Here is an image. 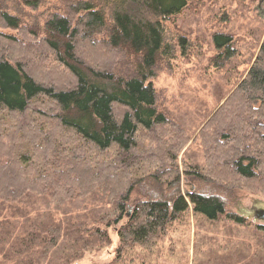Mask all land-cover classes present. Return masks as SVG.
I'll list each match as a JSON object with an SVG mask.
<instances>
[{"label":"trees","instance_id":"16d2710c","mask_svg":"<svg viewBox=\"0 0 264 264\" xmlns=\"http://www.w3.org/2000/svg\"><path fill=\"white\" fill-rule=\"evenodd\" d=\"M39 1L24 3L36 8ZM188 5L189 0L80 1L72 9L81 13L75 23L74 17L55 14L43 26L34 23L26 28L20 16L10 13L0 3L1 26L28 32L32 40L3 33L0 37L9 44L26 41L43 46L57 64L51 69L59 66L63 77L73 80L67 87H60L58 79L42 82L27 70L22 60L13 59L16 53H8L4 46L0 48V264H41L39 257H45L69 235L64 223L45 217L46 212L36 206L39 199L49 196L58 205L53 207L63 210L71 207L62 206L68 201L80 197L84 202L104 185L105 198L112 202L114 210L125 211L124 202L135 189L133 183L125 194L115 195L121 203L111 198L122 186L118 178L133 165V153L140 147L138 133L169 122L158 110L157 92L150 81L156 76L159 61L170 53L169 46L164 44L161 20L179 15ZM102 30L106 32L105 45L134 58V74L126 78L118 76L98 69L87 57L78 55L77 46L82 38L89 40ZM213 41L221 52L219 57L225 61L236 56L231 34L216 33ZM182 44H186L185 39ZM238 83L205 126H218L216 136L213 129L206 136L214 135V143L225 150L232 147L233 153L223 163L210 165L211 173L228 176L229 180L264 183V44L247 76ZM39 100L44 110L32 107ZM117 107L120 114L115 110ZM47 108H51L50 112ZM232 109L239 116L236 123L228 116ZM245 127H249L247 133ZM110 152L114 153L113 158L108 157ZM193 169L188 173L195 174L199 181L205 179L199 168ZM111 170L117 171L113 178ZM118 174L122 175L116 177ZM222 182L224 186L216 187L236 189L227 180ZM188 198L194 211L211 221L227 214L229 220L239 225L246 223L242 215L226 212V201L219 194L193 190ZM135 202L130 223L119 232L123 245L152 247L146 240L151 236V240L158 239L166 226L189 208L182 195L170 201ZM101 207L85 206V209ZM77 211L79 208L74 214ZM63 214L67 213L63 211ZM103 215L107 216L102 214L90 221L103 223L106 221ZM259 228L264 233V227ZM95 232L96 241L103 243L104 232L100 228ZM90 243L87 239L86 244ZM258 264H264L263 253Z\"/></svg>","mask_w":264,"mask_h":264},{"label":"rangeland","instance_id":"374dc122","mask_svg":"<svg viewBox=\"0 0 264 264\" xmlns=\"http://www.w3.org/2000/svg\"><path fill=\"white\" fill-rule=\"evenodd\" d=\"M24 1L0 0V3L10 13L20 16L26 28H31L34 23L43 26L46 19L55 14L74 17L75 23L81 13L72 9L80 1L90 0H40L36 8L27 6ZM161 23L164 44L169 46L170 53L164 54L156 67V76L150 81L157 92L158 110L169 122L152 131L141 130L138 133L140 147L133 153V165H129L122 178L119 177L122 174L116 175L122 186L118 192H113L111 199L114 202H122L115 195L125 194L132 183L135 188L130 199L124 202L125 211L114 210L112 202L105 198L104 185L89 194L84 202L80 197L68 201L62 206L71 207H63V210L53 207L58 205L49 196L37 200L36 206L46 212L45 217L64 223L63 228L70 230L57 248L50 249L45 257L37 255L41 264H258L264 254V233L259 228L264 227V222L246 216L248 209L264 204V183L229 180L228 176L211 173L210 165L223 163L233 153L232 147L225 150L219 143H214L212 138H216L218 126L214 124L205 128L239 85L238 80L247 76L260 54L264 44V0H189L188 7L179 15L162 19ZM1 33L32 40L28 32L14 31L0 24ZM216 33L233 36L237 49L234 58L225 61L224 57H219L221 52L213 41ZM105 36L106 32L102 30L89 40L82 38L77 46L78 55L87 57L98 69L118 76L126 78L134 74V58L105 45ZM183 39L186 44H182ZM18 42L9 44L0 37V48L4 46L8 53H16L13 59L22 60L27 70L42 82L58 79L60 87L72 83V78L63 77L59 66L51 69L57 64L43 46ZM41 105L39 100L32 107L43 109ZM47 109L50 112L51 108ZM115 110L120 114L118 107ZM228 116L232 122L239 120L234 109L228 112ZM212 129L215 136L208 138L206 135L212 133ZM245 129L247 133L249 127ZM3 141L7 143V140ZM114 156L110 152L108 157ZM193 168H199L205 179L199 181L195 174L188 173ZM116 173L111 170V177ZM225 179L236 189L228 191L216 187L223 185L222 181L226 183ZM112 184L117 186L116 182ZM193 190L219 194L226 201V212L245 217V225L229 220L227 214L211 221L196 213L188 198V193ZM180 195L185 197L189 208L170 222L158 239L151 240V236L146 240L152 247L122 244L119 232L130 223L137 206L135 200L170 201ZM85 206L87 209L102 207L87 210ZM77 208L79 211L74 214ZM63 211L67 214L64 215ZM85 214L87 216L81 219ZM102 214H107L103 215L106 219L103 223L90 221ZM98 228L106 236L103 243L96 241L95 230ZM87 239L90 244H86Z\"/></svg>","mask_w":264,"mask_h":264},{"label":"water","instance_id":"95a60500","mask_svg":"<svg viewBox=\"0 0 264 264\" xmlns=\"http://www.w3.org/2000/svg\"><path fill=\"white\" fill-rule=\"evenodd\" d=\"M246 216L253 221L264 222V204H259L248 209Z\"/></svg>","mask_w":264,"mask_h":264}]
</instances>
